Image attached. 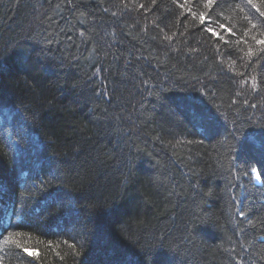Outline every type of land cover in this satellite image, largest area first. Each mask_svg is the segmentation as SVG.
Segmentation results:
<instances>
[{"label": "trees", "instance_id": "1", "mask_svg": "<svg viewBox=\"0 0 264 264\" xmlns=\"http://www.w3.org/2000/svg\"><path fill=\"white\" fill-rule=\"evenodd\" d=\"M261 41L264 0H0V264H264Z\"/></svg>", "mask_w": 264, "mask_h": 264}, {"label": "snow or ice", "instance_id": "2", "mask_svg": "<svg viewBox=\"0 0 264 264\" xmlns=\"http://www.w3.org/2000/svg\"><path fill=\"white\" fill-rule=\"evenodd\" d=\"M208 3L211 4L212 0H208ZM209 31H212V29H209ZM261 43H264V41H261ZM25 251H28L27 249H25Z\"/></svg>", "mask_w": 264, "mask_h": 264}, {"label": "rangeland", "instance_id": "3", "mask_svg": "<svg viewBox=\"0 0 264 264\" xmlns=\"http://www.w3.org/2000/svg\"><path fill=\"white\" fill-rule=\"evenodd\" d=\"M256 179H257V177H256Z\"/></svg>", "mask_w": 264, "mask_h": 264}]
</instances>
